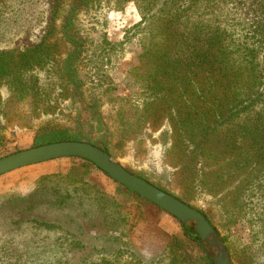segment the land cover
Instances as JSON below:
<instances>
[{
  "label": "trees",
  "instance_id": "1",
  "mask_svg": "<svg viewBox=\"0 0 264 264\" xmlns=\"http://www.w3.org/2000/svg\"><path fill=\"white\" fill-rule=\"evenodd\" d=\"M96 1H53L52 22L67 47L58 69L67 120L37 128L32 147L85 142L114 157L113 150L124 151L140 130L148 132L144 121L150 120V128L154 127L158 113L163 124L160 141L151 153L166 159L168 179L153 171L124 169L202 214L234 264H252L235 245L230 228L243 206L264 191V0L251 9L254 17L248 34L240 39L231 33L230 44L221 39L222 33L212 35L202 21L191 31H180L189 8L184 0H133L140 15L134 27L142 32L150 29L158 40L145 53L150 65L145 89L132 98L141 102L136 104L141 114L129 113L126 118L119 113L123 129L114 146L101 110L106 89L82 76L85 45L77 19ZM47 41L46 37L14 58L0 53V74L9 76L7 86L18 99L37 95L27 76L31 68L51 61ZM101 175L106 176L92 163L80 160L65 174L42 176L36 187L48 183L44 206L50 212L65 211L74 203L75 220L82 225L76 224L78 229L89 222L93 228L104 229L103 237L126 241V246L151 238L163 247L169 264H213L189 226L180 223L179 233H167L159 226L160 208L119 184L114 193H108ZM84 202L96 207L100 223L77 218Z\"/></svg>",
  "mask_w": 264,
  "mask_h": 264
},
{
  "label": "rangeland",
  "instance_id": "2",
  "mask_svg": "<svg viewBox=\"0 0 264 264\" xmlns=\"http://www.w3.org/2000/svg\"><path fill=\"white\" fill-rule=\"evenodd\" d=\"M53 1L0 0V53L12 54L14 58L34 49L47 37L45 47L52 55L47 65L28 72L32 90H37L33 98L15 97L7 86L9 76L0 74V158L32 148L37 128L67 120L63 118L64 85L58 74L67 47L57 37V24L52 22ZM257 1L184 0L189 8L180 31H191L202 21L212 35L222 33L221 39L230 44L231 33L241 39L251 30L254 17L251 9ZM139 21L133 0H97L77 19L85 45L82 76L106 89L101 110L113 146L123 129L119 113L126 118L129 113L141 114L136 107L141 102L132 98L145 89L150 69L145 53L158 40L150 29L142 32L134 27ZM154 115L155 126L150 128L151 121H144L148 132L140 130L124 151L113 150L112 158L123 167L153 171L168 179L166 159L151 153L160 141L158 133L163 124L157 118L159 114ZM79 162L76 158L59 159L0 176V264H97L103 260L111 264H169L163 247L151 238L126 246V241L103 237L104 229L93 228L87 222L102 221L89 202L79 207L81 213L77 218L88 223L81 229L76 227L82 225L75 220L74 203L60 212H50L44 206L48 183L38 188L37 181L45 175L65 174ZM101 178L106 191L114 193L117 183L103 175ZM241 212L230 228L232 239L252 264H264V191L252 197ZM42 222L51 226H43ZM159 226L169 234L181 231L180 222L165 212L159 214Z\"/></svg>",
  "mask_w": 264,
  "mask_h": 264
},
{
  "label": "water",
  "instance_id": "3",
  "mask_svg": "<svg viewBox=\"0 0 264 264\" xmlns=\"http://www.w3.org/2000/svg\"><path fill=\"white\" fill-rule=\"evenodd\" d=\"M65 158H76L92 163L117 184L153 203L184 226H189L198 235L204 255L213 264H234L220 236L202 214L142 178L129 173L111 155L89 143L64 141L9 154L0 158V176L24 167Z\"/></svg>",
  "mask_w": 264,
  "mask_h": 264
}]
</instances>
